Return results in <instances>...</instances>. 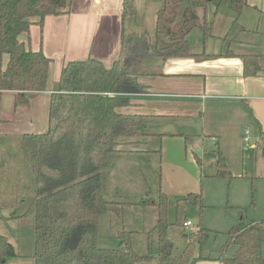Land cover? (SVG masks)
Masks as SVG:
<instances>
[{
  "label": "trees",
  "instance_id": "1",
  "mask_svg": "<svg viewBox=\"0 0 264 264\" xmlns=\"http://www.w3.org/2000/svg\"><path fill=\"white\" fill-rule=\"evenodd\" d=\"M161 1L151 51L135 56L126 49L109 67L93 58L65 64L58 80L61 90L50 96L46 132L23 137V155L35 186L34 264H142L153 257L159 264H195L209 259L195 254L209 233L200 226L185 235L187 246L178 257L173 256L174 246L166 237L169 224L159 206L152 253L138 255L132 248L133 232L125 230L116 235L117 249L98 245L99 218L120 215L125 206L118 200L104 199V167L111 155L128 152L129 146L146 136L145 117L120 110L133 106V96L148 91L140 78L163 76L169 60L207 57L194 55L188 41L195 29H201L204 37L211 34L212 25L205 15L199 18L198 8L205 12L209 5L223 4L238 18L247 6L246 0ZM71 2L0 0V55L7 57L5 69L0 68V93L37 94L46 90L51 60L41 51H32L20 36L28 33L30 26L42 25L47 16L67 14ZM122 12L124 17L133 16L131 0H123ZM129 57H134L132 67L125 65ZM238 57L245 76L264 72V56L242 53ZM216 168V177L230 176L219 152ZM189 198L195 205L197 196ZM263 246L264 221H242L229 230L222 254L215 261L264 264ZM230 247H234V254L226 257ZM15 257L13 245L0 234V264Z\"/></svg>",
  "mask_w": 264,
  "mask_h": 264
},
{
  "label": "crops",
  "instance_id": "2",
  "mask_svg": "<svg viewBox=\"0 0 264 264\" xmlns=\"http://www.w3.org/2000/svg\"><path fill=\"white\" fill-rule=\"evenodd\" d=\"M246 1L247 6L243 8L241 14L254 10L256 17L253 24L244 20L239 21L238 17L234 23L230 22L233 25L231 24L229 28V34H226L227 31L218 30L219 25L216 24L214 33L208 38L203 35L205 40L201 47L193 49L190 44L194 55L203 54L207 56L206 58L169 60L163 70V76L140 78V83L148 85V91L133 96V106L120 110L125 114L142 115L145 122L156 120L177 123L181 132L172 136L177 137V141L180 140L183 147L186 145L193 147L195 142L205 144L204 151L208 150V147L209 150L213 147L216 149H212L215 154V171L219 152L224 157L230 174L233 169L230 159V153L233 152L231 143L237 140L240 147L243 142L244 152H248L249 149L260 151V139L264 138V72L256 76H245L243 63L238 57V54L242 53L264 56V0ZM122 2L123 0H72L67 14L47 16L42 25L34 24L30 26L28 33L20 36V40L32 51H41L51 63L44 92L0 93V171L7 170L11 163V160L7 161L4 158V150L8 148L17 149L18 155L21 156L20 162L27 164L23 155V137L46 132L52 87L58 83L61 69L65 64L93 58L109 67L120 52L125 53L126 49L129 54L135 56L151 51L153 44L150 48L143 46L146 42L151 45L152 38L150 35L147 36V27L132 22L133 16L124 17ZM135 2L136 0H131L133 9ZM152 9L154 23L151 26L149 22L148 26L154 28L152 41L154 43L155 14L160 6L154 4ZM204 15L203 11L202 17L198 16L203 18ZM235 25L238 28L232 32ZM209 38L221 42L220 46L206 47L205 43ZM124 43H127V48H124ZM133 58H126V67L128 65L132 67ZM6 64L7 57L0 55V68L5 69ZM237 111L250 128L243 134L240 129L242 120L234 119L233 125L237 126V132L228 127L233 122L230 112L237 114ZM236 117H239L238 114ZM144 133L146 136L137 144L146 145L150 138L170 136L166 133L160 135L145 131ZM230 138L232 140H229ZM135 146H129L128 152L117 155H149L160 151L141 150ZM9 153L10 151L7 156ZM254 154L255 151L252 158ZM245 163L242 159V170H250L252 175H255L253 172L259 175L260 167L254 158L251 167ZM25 214L26 212H22L20 215L7 218L17 219L20 231L17 237H13L14 242L5 237L13 245L16 253V257L7 260L5 264H34V212Z\"/></svg>",
  "mask_w": 264,
  "mask_h": 264
},
{
  "label": "rangeland",
  "instance_id": "3",
  "mask_svg": "<svg viewBox=\"0 0 264 264\" xmlns=\"http://www.w3.org/2000/svg\"><path fill=\"white\" fill-rule=\"evenodd\" d=\"M154 4L161 7L162 1L136 0L133 9L132 22L146 26L147 36L150 35L152 38L151 45L148 42L143 43V46L148 48L152 46L154 38V28L148 26L149 22L151 26L154 23V9H152ZM196 11L202 17L203 11L200 8ZM245 12L239 16V21L244 20L253 24L255 11ZM233 13L230 8L222 4L209 5L205 16L207 22L212 23L211 33H214L215 25L218 24V30L227 31L226 34H229V28L237 18ZM231 21L233 23L230 24ZM237 28L238 26L235 25L232 32ZM204 40L201 29L193 30L188 38L193 49L201 47ZM220 43L209 38L205 46L219 47ZM126 45L127 43H124V48L128 47ZM230 114L233 120L228 126L230 129L237 132V126L233 125L235 119L242 120L240 127L242 134L246 129L250 130L241 113L237 111L239 117H236V113L230 112ZM145 124V132L156 135L166 133L170 136L150 138L146 145L142 143L135 146L141 150L160 149L159 153L155 151L149 155L133 156L114 154L109 157L103 170V197L105 200L123 202L125 206L120 215L105 214L99 218L98 245L101 248L117 249L119 242L116 235L119 231L125 230L133 232L132 248L138 255L152 253L156 248L155 226L160 207L164 210L166 222L169 224L166 237L174 246L173 256L178 257L187 246L189 240L185 235L200 226L209 233L205 245L195 254L209 259L198 260L195 264H216L215 260L221 256L222 246L231 228L242 221L245 223L264 221V138L260 139V151L249 149L248 152H244L243 142L238 147V141L234 140L231 143L233 152L230 153L233 166L231 174L229 177H216L215 154L212 151L216 149L212 147L209 150L208 147V150L204 151L205 144L198 142H195L193 147L191 145L183 147V143L172 136L181 132L175 122L155 120L147 121ZM247 137L250 139L249 135ZM120 141L126 142V140ZM6 144L5 142L4 145ZM254 151L253 158L260 167L258 171L260 178L255 172H253L255 175H252V171L242 170L241 167L242 159L251 167ZM4 158L7 161L11 160V163L7 170L0 171V234L14 242L13 237H17L20 226L17 219L7 218L20 215L22 212L26 214L34 212L35 186L31 168L28 164L20 162L21 156L18 155L17 149H5ZM191 195L197 196L195 205L189 198ZM178 219H181L179 224ZM184 221L192 223L189 230L182 227ZM233 254L234 247L225 251L226 257H231ZM142 264H159V262L153 257Z\"/></svg>",
  "mask_w": 264,
  "mask_h": 264
},
{
  "label": "built area",
  "instance_id": "4",
  "mask_svg": "<svg viewBox=\"0 0 264 264\" xmlns=\"http://www.w3.org/2000/svg\"><path fill=\"white\" fill-rule=\"evenodd\" d=\"M182 227L186 230H189L192 227V224L190 221H185L182 225Z\"/></svg>",
  "mask_w": 264,
  "mask_h": 264
},
{
  "label": "water",
  "instance_id": "5",
  "mask_svg": "<svg viewBox=\"0 0 264 264\" xmlns=\"http://www.w3.org/2000/svg\"><path fill=\"white\" fill-rule=\"evenodd\" d=\"M60 90H61V88H60V85H59L58 83L55 84V85L52 87V92H53V93H59Z\"/></svg>",
  "mask_w": 264,
  "mask_h": 264
}]
</instances>
